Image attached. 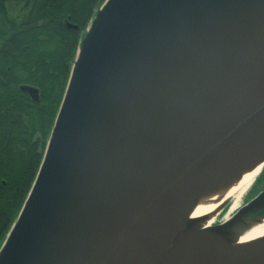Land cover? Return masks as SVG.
I'll return each mask as SVG.
<instances>
[{
	"label": "water",
	"instance_id": "1",
	"mask_svg": "<svg viewBox=\"0 0 264 264\" xmlns=\"http://www.w3.org/2000/svg\"><path fill=\"white\" fill-rule=\"evenodd\" d=\"M248 157L264 159V0H105L0 264H185L180 221ZM262 222L264 191L189 249L209 264H264V241L210 245Z\"/></svg>",
	"mask_w": 264,
	"mask_h": 264
},
{
	"label": "trees",
	"instance_id": "2",
	"mask_svg": "<svg viewBox=\"0 0 264 264\" xmlns=\"http://www.w3.org/2000/svg\"><path fill=\"white\" fill-rule=\"evenodd\" d=\"M8 2L23 6L21 19ZM104 2L0 0V247L41 164L82 34Z\"/></svg>",
	"mask_w": 264,
	"mask_h": 264
},
{
	"label": "bare ground",
	"instance_id": "3",
	"mask_svg": "<svg viewBox=\"0 0 264 264\" xmlns=\"http://www.w3.org/2000/svg\"><path fill=\"white\" fill-rule=\"evenodd\" d=\"M263 161L264 159L259 157L242 159L234 166L233 170L220 173L206 182L177 227V229H181L185 225L191 224L190 238L192 239L187 244L188 250L183 251L179 258L182 263L209 264L207 257L201 251L191 253L192 251L189 249L194 245L195 248H201L206 244V239L202 238V235L201 237L195 234L209 228L223 204L233 200L228 214L224 217V221L228 220L229 214L238 207L241 197L261 171ZM262 241H264V222L248 230L243 224L238 223L225 231L223 238L210 241V245L214 248L242 249Z\"/></svg>",
	"mask_w": 264,
	"mask_h": 264
},
{
	"label": "rangeland",
	"instance_id": "4",
	"mask_svg": "<svg viewBox=\"0 0 264 264\" xmlns=\"http://www.w3.org/2000/svg\"><path fill=\"white\" fill-rule=\"evenodd\" d=\"M6 5H7V9H8L9 15L11 17L18 18V19L22 18L21 16L23 15V9H22L23 6L21 4H15V3H9L8 2ZM86 30L82 34L83 37H84V35L86 33ZM263 186H264V178L260 179L256 184H254L251 187L250 192H246L241 197V199H240V201L238 203L239 204L238 207L235 210H233L230 215L232 216L234 213H236L243 205H245L249 201V199L253 198V196H255L259 192V190L262 189ZM232 203H233V200L228 204L226 209L216 217V219L214 220V223H212V225H216V224L222 222V220L225 217V215L229 212V210H230V208L232 206Z\"/></svg>",
	"mask_w": 264,
	"mask_h": 264
},
{
	"label": "flooded vegetation",
	"instance_id": "5",
	"mask_svg": "<svg viewBox=\"0 0 264 264\" xmlns=\"http://www.w3.org/2000/svg\"><path fill=\"white\" fill-rule=\"evenodd\" d=\"M23 93H25V92H23ZM27 94V93H26ZM28 95V94H27ZM29 97H30V99L32 100V102H35V103H39V94L37 93L36 95H34V96H30V95H28ZM262 178H264V169L262 170V172H261V174L259 175V177H258V179L256 180V182H255V184L260 180V179H262ZM264 191V186L262 187V189L261 190H259V192L255 195V196H253V198L254 197H256L257 195H259L261 192H263ZM249 196V195H248ZM252 198V199H253ZM249 202V201H248Z\"/></svg>",
	"mask_w": 264,
	"mask_h": 264
}]
</instances>
